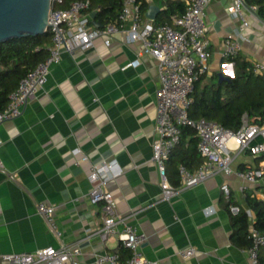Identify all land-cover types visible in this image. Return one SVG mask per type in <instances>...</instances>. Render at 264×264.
I'll use <instances>...</instances> for the list:
<instances>
[{"label": "crops", "instance_id": "0c3cea01", "mask_svg": "<svg viewBox=\"0 0 264 264\" xmlns=\"http://www.w3.org/2000/svg\"><path fill=\"white\" fill-rule=\"evenodd\" d=\"M166 1L150 0L149 6L162 11ZM231 2L212 0L205 11L212 57L203 85L219 73L234 77L235 64L222 58L229 37L240 42L241 60L253 69L264 66V21L244 11L250 26L241 36L240 19L227 12ZM146 13L143 25L155 24ZM130 26V20L124 23L125 30ZM256 74L264 77V69ZM159 88L157 61L124 31L111 44L100 38L88 50L63 53L50 68L45 88L20 116L0 125V255L78 244L80 264H98L99 256L113 253L125 261L129 252L117 239L104 242L96 234L102 205L89 199L92 167L117 160L124 173L109 183V190L118 213L145 235L144 257L159 264H252L248 250L232 240L229 204L233 198L254 222L245 197L264 199V178L241 193L235 175L219 174L162 200L160 175L152 162ZM259 158L246 152L235 168L256 166ZM167 166L171 183H179V167ZM225 184L231 189L229 200L222 191ZM41 202L55 208L60 236L37 212ZM190 247L196 254L182 257Z\"/></svg>", "mask_w": 264, "mask_h": 264}, {"label": "built area", "instance_id": "2783aa9c", "mask_svg": "<svg viewBox=\"0 0 264 264\" xmlns=\"http://www.w3.org/2000/svg\"><path fill=\"white\" fill-rule=\"evenodd\" d=\"M211 1L189 0L185 13L173 16L170 24L144 26L141 3L137 0H123L118 23L98 28L92 25V14L95 11L91 10L89 0L74 1L68 7L62 6L63 0H50L47 31L51 33V44L48 47V57L19 81L18 87L9 96L7 107L0 112V125L20 116L25 104L45 88L50 68L61 61L63 53L74 54L77 49L88 50L100 38H104L106 44H111L113 36L124 31L130 42L142 43L143 54H149L157 61L160 88L157 101V139L153 144L152 162L160 175L161 199L170 201L175 195L219 174L235 175L241 181L239 191L246 193L248 186L255 185L264 178V160L246 169H236L235 161L246 152L254 157L264 156V121L255 122L244 114L241 128L238 132H233L217 122L190 117L195 85L210 71L212 54L204 15ZM244 11L257 17V6L248 5L246 0H232L227 7L230 15L240 19V35L243 37V31L250 26ZM128 20L131 21V26L125 30L124 23ZM240 51V42L235 37H229L225 41L222 58L234 66L233 60L239 56ZM262 69L263 65L256 64L254 72L258 73ZM185 127L194 130L204 162L193 171L180 165V183L174 186L169 178L167 164L181 143ZM2 168L0 160V169ZM123 173L119 162L113 160L94 165L88 176L92 183L89 199L93 204H101L103 212L102 225L96 234L104 242L117 239L129 252L125 261L121 260L118 253H113L99 256L97 263L159 264L143 256L141 246L145 235L117 211L109 183ZM222 191L229 200L230 186L223 185ZM240 209L237 204H229V211L234 216L240 213ZM37 212L43 216L48 228L60 236L54 220L55 208L41 202L37 204ZM250 237L252 246L248 249V255L252 264H258L259 252L264 248V234L252 228ZM195 254L193 247L181 252L184 258ZM81 255L78 244L59 248L50 246L32 253L2 254L0 264H80Z\"/></svg>", "mask_w": 264, "mask_h": 264}, {"label": "trees", "instance_id": "16d2710c", "mask_svg": "<svg viewBox=\"0 0 264 264\" xmlns=\"http://www.w3.org/2000/svg\"><path fill=\"white\" fill-rule=\"evenodd\" d=\"M74 1L78 0H63L62 6L68 7ZM89 1L91 10L95 11L92 16V25L103 28L109 23H118L123 0ZM137 1L141 3V11L145 15L150 7V0ZM188 1L167 0L165 9L160 11L155 19V25L170 24L173 16L183 15ZM246 3L257 6V17L264 21V0H246ZM50 44L49 31L42 35L14 39L0 44V112L7 107L9 96L16 90L19 81L48 57ZM233 61L235 74L230 80L220 83L218 76L215 75L205 85L202 84L204 77L196 83L192 94L190 117L214 121L233 132H238L242 126L244 114L255 122L264 121V77L257 75L253 66L241 60L240 57ZM198 143L194 130L189 127L183 128L181 143L169 161L171 166L177 169L180 165H184L192 171L199 168L204 160L199 153ZM262 160L264 156L258 161ZM167 169L169 172L168 166ZM179 183L173 182V185L178 186ZM230 203H234L233 198ZM245 203L255 215L254 222L246 208L241 207L239 214L232 215V240L239 247L248 250L252 246L251 229L255 228L264 234V199L247 194ZM258 264H264V248L259 252Z\"/></svg>", "mask_w": 264, "mask_h": 264}, {"label": "water", "instance_id": "95a60500", "mask_svg": "<svg viewBox=\"0 0 264 264\" xmlns=\"http://www.w3.org/2000/svg\"><path fill=\"white\" fill-rule=\"evenodd\" d=\"M49 8L50 0H0V44L45 34ZM159 12V7L151 5L146 17L155 20ZM218 79L221 83L231 78L219 73Z\"/></svg>", "mask_w": 264, "mask_h": 264}, {"label": "rangeland", "instance_id": "374dc122", "mask_svg": "<svg viewBox=\"0 0 264 264\" xmlns=\"http://www.w3.org/2000/svg\"><path fill=\"white\" fill-rule=\"evenodd\" d=\"M262 195V194H261Z\"/></svg>", "mask_w": 264, "mask_h": 264}]
</instances>
